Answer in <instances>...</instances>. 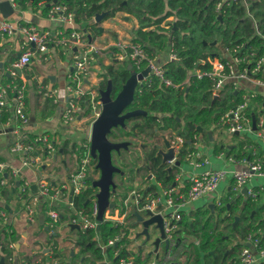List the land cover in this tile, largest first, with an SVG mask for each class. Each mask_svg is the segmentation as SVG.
I'll list each match as a JSON object with an SVG mask.
<instances>
[{"label": "built area", "instance_id": "2783aa9c", "mask_svg": "<svg viewBox=\"0 0 264 264\" xmlns=\"http://www.w3.org/2000/svg\"><path fill=\"white\" fill-rule=\"evenodd\" d=\"M8 1L14 11L19 9L18 0ZM235 3H241L244 6L246 11L244 18L251 21L255 34L263 38L262 52L249 46L248 42H239L233 46L220 44L217 53L207 58H200L190 74L199 80L209 78L213 97H220L227 83H230L234 90L241 91L242 100L226 111L220 117L218 124L225 125L228 131L233 134L250 131L257 133L259 137H264V115L255 110L248 115V109L252 107L253 99L258 95L264 97V33L260 28V20L252 11L251 0H216V12L220 15L225 14L228 8ZM39 4L46 8L48 18L64 25L65 28L55 32L44 31L35 24L23 23L22 19L11 21L2 15L0 10V37H15V40L20 37L24 38L22 55L8 65L3 72V74L9 72L10 81L7 83L0 81V122L3 121L9 104H12L13 113L6 120L7 125L12 127L11 131L14 134V142L10 149L11 152L23 156V167H29L33 170L37 178V191L32 192V182L23 176L20 167H12L9 170L8 164L4 161H0V184H7V176L21 181L19 195L21 199H25V207L29 214H34L41 198L66 200L72 207L67 223L69 226H78L79 231L87 232L91 228H97L101 222H112L116 227H121V233L107 241H103L99 231L93 236L97 247L101 248L103 254L105 253V260L109 263L112 262L110 260L112 258L115 264H174L179 261L185 262L187 254L184 253V244L187 239L182 238L180 234L184 210L191 202L214 192L229 174L235 180L238 190H242L253 178L264 177V161L257 157L253 161H249L246 168L233 171L208 168L199 174L185 175L184 170H177L174 176L175 185H164L158 178L143 184L135 183L125 196L119 195L123 193L118 191L111 192L110 201L114 202L115 206L106 208L101 221H99L100 206L97 197L89 214L75 208L74 196L87 188V179L90 176L94 177L92 171L95 164L92 163L90 139L83 146L85 154L81 155L80 165L77 169L70 172L65 178L57 180L56 184H52L46 179L44 172L48 166L41 163L44 156L53 155L57 159L59 148L52 135H31L26 129L29 122L26 110L27 83L25 76L19 71L31 62L37 52L41 54V60H48L47 53L53 47L60 48L63 54H71L73 60L67 75L66 95L61 97L56 88H49L46 84H42L41 88L59 106L62 123L67 126H74L79 122L78 116L84 111L85 105L92 106L91 115H88L87 118H93V122L103 111L100 92L93 87V84H99L102 79L98 80L100 70L98 61L102 55H108L111 62H127L136 70L135 74H139L150 67L149 74L143 80H138L137 86L143 81L150 85L152 79L157 78L167 86L178 87V84L166 77L163 66L169 61L177 62L179 58L175 50V42L171 38L168 44V60L161 62L159 54L163 55L164 52L161 50L149 52L140 41L119 38L118 40H111L105 45L93 41L87 33L78 30L75 12L61 2L47 4L43 0ZM86 80H89L90 83ZM253 114L258 115L256 130L253 129L252 125ZM11 121H14L15 125L11 126ZM197 138L192 139L194 145L197 144ZM187 141L184 137L177 135L173 144L179 149ZM193 148L190 145L186 150L191 165L201 167L203 163H209L207 158L202 161L197 160L196 151ZM174 162L175 159L171 161V163ZM72 190H74L73 195L71 194ZM262 191H264V186H261L259 190H248V197L255 200ZM136 211L144 219H149L154 215L163 217L164 236L162 237L160 234V245L156 247L153 244L154 248L149 254L144 253L141 246L135 250L134 243L131 242L132 224L137 221L134 214ZM47 212L54 223L60 222L62 218L60 209L51 207ZM5 225L9 227V231H12L7 211L0 208V230ZM126 229L128 230L127 239L130 241L129 243L122 242V238L127 232ZM259 232H262L261 229ZM255 235L256 233L248 235L251 246H245L242 249L240 253L242 264L264 262V244ZM167 241L169 247L165 248L164 253L161 254L160 246L162 243L165 246ZM125 248L128 253L124 255L123 249ZM109 249L112 251V257L106 254Z\"/></svg>", "mask_w": 264, "mask_h": 264}, {"label": "trees", "instance_id": "16d2710c", "mask_svg": "<svg viewBox=\"0 0 264 264\" xmlns=\"http://www.w3.org/2000/svg\"><path fill=\"white\" fill-rule=\"evenodd\" d=\"M18 1L21 5L31 2L35 7L43 0ZM58 2H63L75 12L76 21L81 25L79 30L82 32L90 27L94 32L99 33L98 23L92 25L87 23V20L96 13L110 10L108 15L110 17L117 11H123L138 20L137 36L133 41L142 42L149 52L156 49L164 51L170 38L175 42L179 61L166 62L163 67L166 77L179 86H167L157 78H153L150 85L145 81L139 83V90L134 93L129 105L130 111L139 113L130 117L128 121L131 123L127 122V127L119 126L108 134V137H113V141H127L122 138L135 132L143 137V134H150L155 127H158L159 131L172 128L177 130L180 136L193 140L197 134L209 133L218 124L220 117L242 100V92L238 91L236 94L232 86H226L220 97H213L209 78L199 80L191 76L190 71L195 67V63L200 58H207L217 53L220 44L233 46L239 42H248L249 46L259 52L263 50V38L255 34L251 21L244 18L246 11L241 3L233 4L228 8L227 13L221 14L222 18H219L220 14L216 12L215 7L216 0H59ZM251 2V8L260 20V28L264 33V0H251ZM215 40L217 45H212ZM111 63L108 65V77L104 76L99 85L101 88H106L108 83L112 82V96H116L123 89L132 71L127 62ZM253 102L264 107L262 95L254 98ZM251 109H248V115L251 114ZM201 128L204 129L203 132ZM244 143L242 141L238 144L239 149L235 146L229 149L226 144L218 145L216 152L220 150L237 152V157L241 158L246 156L243 152L245 144H249ZM80 149L84 155L85 149L83 147ZM95 162L96 159L92 158V163ZM157 178L164 185L173 183L172 177L165 178L160 171L157 172ZM130 185L128 190L133 187L132 184ZM98 192L99 187L94 186L88 178L87 188L73 198L75 208L89 214ZM125 193L126 190L124 194L119 195L125 196ZM17 194L18 188L14 189L13 183L0 184V195L7 201L17 197ZM243 197L244 195H240L234 200L233 197L229 198L220 208H215V211L219 210L217 215L210 207L199 208L191 215L183 214L181 224L183 223L197 236L195 241L190 240L187 244V249L184 251L187 259L185 262L179 261L181 264H239L240 253L247 245L244 241L235 242L234 232H240L244 237L256 233L255 237H259L264 244V205L258 206L256 200L248 197L245 205L240 207ZM223 213H226L224 220L221 218ZM237 215L239 219L236 222ZM230 228H234V232L230 231ZM260 229L262 232H259ZM97 231V228H91L87 232H79L77 243L80 250L77 257L80 259V264H107L101 248L97 247L93 240ZM126 231L122 242L129 243L128 230ZM99 232L103 241H107L121 233V227H116L112 222H101ZM15 239L16 234L13 229L4 234L0 241V259L2 256L6 259L12 257L11 244ZM127 253L126 248L123 249V254ZM109 256L112 257L110 254ZM110 260L115 263L113 258Z\"/></svg>", "mask_w": 264, "mask_h": 264}, {"label": "crops", "instance_id": "0c3cea01", "mask_svg": "<svg viewBox=\"0 0 264 264\" xmlns=\"http://www.w3.org/2000/svg\"><path fill=\"white\" fill-rule=\"evenodd\" d=\"M46 3L51 4L54 3V1L52 2L46 1ZM30 4L31 2H28L25 5H21V4L19 5V9L14 11V14L16 12L19 13L18 17L15 20L22 19L23 23L35 24L36 26L39 27V29L44 31L50 30L52 32H55L56 30L65 28L64 25L54 20H51L50 18H49V22H47L46 21L48 20L47 10L46 11L36 10L35 7L31 8ZM26 5H28L27 8H25ZM37 7H41L40 4L37 5ZM123 18H124L123 21L122 20L119 21V19L116 17L106 16V18L102 22L98 23V27L102 28L100 29L99 33L94 32L93 29H90V27L86 28L87 32H85V29L83 31L87 33L90 36V38L93 39V41L103 45L109 43L111 40H118L119 38H127L133 40L137 36L136 32L139 27L138 20L134 16L129 15L126 12L123 15ZM129 20L130 22H134L133 28L129 27L130 25ZM87 23L89 25H92L97 22H95V18L93 16L91 19L89 18L87 20ZM76 26L79 30V27L81 25L77 22ZM2 38L4 37H0V51H1V46L5 42L4 39ZM22 41L23 39L21 40L20 49L17 48V51H21V52L23 51ZM5 50L11 52L8 49ZM154 51H158V49ZM59 55H60L59 49L53 47L47 53L48 60H44V59L41 60L42 56L39 52H37L33 57V59L31 60V62L22 69V74L25 76L27 83L26 110H27L29 122L26 129L31 135L50 134L54 137V134L56 135V133H58L60 126L62 124L59 114V106L56 105L53 102V98L51 96H47L41 88L42 84H46L48 85L49 88H56L59 91V95L61 97H64L66 95L65 85L67 82V75L70 69L71 61H69L68 59H66L65 61H61ZM14 60H16V58L13 59L12 62ZM167 60H168V54L166 55L164 53L163 55L160 54L161 62H165ZM98 62L100 68L98 80L102 78L99 82L100 84L104 79V75L101 74V67L104 65L111 64V61H109L108 55L104 54L99 58ZM11 63H9L8 65H10ZM55 65H59V68H55ZM3 72L4 70L0 69V81L3 83H7L10 80H6V78L8 79V77L6 74H3ZM34 80L37 81L38 83L37 88L41 89L42 94L41 93L37 94L35 90L32 89L30 90V92L28 91V82ZM226 86H230V83H227ZM254 104L255 103L252 102L251 112H254L253 111L254 110L253 107L255 106ZM12 113H13V107L12 104H9V109L6 111V115L4 117L6 119H3V121L0 122V161L6 162L9 166V170L12 167L13 168L20 167L21 171L23 172V176L25 178H28L33 185L36 184V180H37L33 170L29 167H25V166L23 167L22 166L23 156L11 152L10 149L14 142V136H13L14 134L11 131L12 127H9L7 125L6 120L7 118H9V116H11ZM80 123L81 120L76 125H74V127H78ZM13 125H15V122L11 121V126ZM209 133H207L206 135H209ZM234 135L236 136L243 135L244 140L242 141H244L245 143H249L248 145L244 143L245 147L243 152L246 154V156L240 158L237 157V152H228L226 150H220L216 152L217 146L218 145L222 146L223 144L221 143L218 145L209 144L205 142L206 138L204 137V134L201 133L199 136L200 141H198L197 144L194 145L193 149L196 151L197 160L202 161L203 159L207 158L209 160V163H203L201 167H195L189 163V159L187 158V161L179 168V170H184L185 175L199 174L203 170L208 168L226 169L229 171H233V170L246 168L248 162L253 161L257 157L261 158L264 161V140H261L264 139V137H259L257 133L250 131H246ZM90 136H91V131L86 135H84L86 142L90 139ZM197 136L198 134L195 135V137ZM86 142H84V144ZM202 142L204 143L202 144ZM240 142H235L233 144H226V145L229 146V149H232L234 146L237 147ZM237 148L239 149V147ZM59 152L63 154V159L61 161L66 167V169H68L69 168L68 166L70 165L69 164L70 153L67 143L65 147L59 148ZM93 171L95 172L97 171L99 173V175L97 173L96 174L93 173L94 178H99L100 172L95 168ZM69 174H64L63 177H60L59 175L51 176L48 168L44 172L45 178L48 179L52 184H56L57 180H61ZM7 178L8 181L7 184L5 185L10 184L11 182L13 183V186L15 188L17 180L10 178L9 176H7ZM235 184H236L235 180L233 179L232 175L229 174L221 181L219 187L217 188L218 189L217 191L215 190L214 192L207 194L203 198L191 202L188 205V207L184 210L183 214L191 215V213L194 212L195 210L199 208L205 209L207 207H210L214 212L216 207L219 208L221 207L220 198L217 197L218 192L220 191L227 193L229 195V198H231L233 195L236 194L237 196L244 195L241 192L242 190H238L236 188ZM261 186H264V177L253 178L247 183L248 190H252V191L259 190ZM16 188H18L17 197L15 196L14 198H11L9 201H7L3 196L0 195V208L5 209L7 211L9 216L10 228L13 229L16 234V239L11 244L12 257L7 258L6 264H14V263L80 264V259L77 257V254L79 253L80 250V246L77 243V238L80 232L79 229L75 228L71 230V227L67 223L70 231L67 232L64 227L60 226L62 225L61 221L65 216L64 214L67 213L69 216V213L72 212V207L70 206V204L67 203L66 200L59 201V200H51L50 198H41V201L36 206V210L34 214H29L28 211L26 210L25 204H22L23 199H21L19 195V186ZM36 191L32 190V192L34 193ZM263 192L264 191H262L259 194V197L255 199L257 202H259L257 203L258 206L264 205V198L261 199L260 197ZM244 197L246 202V199L248 198V194L244 195ZM245 202H243L242 207L245 205ZM7 204L10 206V210L6 208ZM54 206L58 207V209L60 208L61 210L62 218L59 223H54L47 212L49 208ZM211 206H213V208ZM217 211L219 210H216L215 213ZM101 220H102V216H100L99 218V221ZM8 232L10 231L7 225L1 228L0 241H2L1 239H3L4 234ZM183 233H185L184 236ZM234 233H235V237H234L235 242L244 241V243L247 246H251V242L248 240V235L244 237V235H242L240 232H234ZM180 234L182 238L187 239L186 243L184 244V251H185L187 249V244L189 243V241L190 240L195 241L197 235L193 231L191 232L189 229H187L183 223L181 224ZM106 254L107 256H109V254L111 255L112 254L111 249H109L106 252ZM104 261L107 264H115L113 261L112 262L110 261V263L107 262L105 259ZM239 264L242 263L240 262ZM257 264H264V262H259Z\"/></svg>", "mask_w": 264, "mask_h": 264}, {"label": "water", "instance_id": "95a60500", "mask_svg": "<svg viewBox=\"0 0 264 264\" xmlns=\"http://www.w3.org/2000/svg\"><path fill=\"white\" fill-rule=\"evenodd\" d=\"M58 0H54L57 2ZM0 10L2 15L6 18L11 17L14 14V8L8 0L0 1ZM110 14V10H105L96 13L94 16L95 22H102L106 16ZM219 18H222V15H219ZM102 29V28H100ZM85 32L87 30L85 29ZM89 36V35H88ZM90 38V36H89ZM212 45H217V41H213ZM34 47V44L32 43ZM22 55V52L19 51L16 55V59ZM0 69L6 70L7 65L12 62L14 59L11 57V53L7 50L0 51ZM20 74L22 70L19 71ZM150 72V67H147L139 74H131L130 78L124 85L122 91L113 99L112 96V82H109L106 88H101L99 84H93V87L98 89L100 92V98L103 103V111L101 115L92 123L91 126V136H90V152L91 156L97 159L96 168L100 170V177L94 178L92 176L89 177V180L93 182L94 186L99 187V192L97 193V199L100 206V216H103L107 207H114L115 203L110 201L111 192L117 188V183L115 181V174L120 172V168L117 167L114 163L113 152H120L122 148L127 147V141H113L108 137L111 129L117 127L118 125L125 124V120L138 114L136 111H128L124 112L129 104L131 103L132 95L134 94V90L138 84V80H143ZM5 74L10 77L9 72H5ZM90 83L89 80H86ZM237 94V92H236ZM216 98V97H215ZM85 115V111L81 112L78 116V120H82ZM252 125L253 129H257V116L255 114L252 115ZM204 129L201 128V132ZM209 137L212 138V134L209 133ZM192 139L187 141L191 147H194ZM156 154L155 158L160 160L162 165L172 164L174 166L181 167L184 164L182 161V157L184 153L186 154V150L184 146L179 149L173 142L169 139L163 137V141L156 144ZM231 147V146H230ZM175 159L174 163H171L172 160ZM167 169H170L168 167ZM21 181H16V187L20 186ZM176 182H173L172 185H175ZM14 188V189H15ZM32 190H37V185H32ZM242 194H248V187L245 186L242 189ZM71 194H74V190H72ZM239 197V196H237ZM72 199V197H71ZM247 200V199H246ZM213 208V206H211ZM6 208L10 210V206L7 204ZM135 216L137 217L136 223H141L143 226V230L139 233V235L146 236L147 239H150L149 227L151 224L155 223L156 227H158L161 231L162 237L164 236L163 231V217L161 215H154L149 219H144V217L139 213L135 212ZM225 219V216L222 217ZM239 219V215L236 216V222ZM71 230L79 229L78 226H70ZM97 230H100V224L97 226ZM161 242V237H158L154 240L153 244L158 247ZM169 247L168 241L165 243V248ZM6 257L2 256L0 259V264H6ZM19 264V263H14ZM174 264H181L180 262H175Z\"/></svg>", "mask_w": 264, "mask_h": 264}, {"label": "rangeland", "instance_id": "374dc122", "mask_svg": "<svg viewBox=\"0 0 264 264\" xmlns=\"http://www.w3.org/2000/svg\"><path fill=\"white\" fill-rule=\"evenodd\" d=\"M32 5L33 4L31 3L30 4L31 8L33 7ZM27 7H28V5L25 6V8H27ZM35 8H36V10H44L43 7L35 6ZM252 11H254V10L252 9ZM124 14H125V12L118 11V13H116L112 17H116V18L119 19V21H121V20L123 21V19H124L123 15ZM18 15H19V13L16 12L12 17H10V19L12 21H15V19L18 17ZM47 19L48 20H46V21L49 22V18H47ZM83 22H85V20H83ZM129 22H130V20H129ZM133 26H134V22H130L129 27L133 28ZM2 39H4L5 42L1 46V51L5 50V49H8L9 51H12V50H17V48L20 49L21 40L24 39V38L20 37L19 40H15V37H4ZM168 46L164 50V54L165 55L168 52ZM58 49H59V52H60L59 58H60L61 61H65L66 59H68L69 61L72 62L73 58H72V56L70 54L63 55V54H61L62 50L60 48H58ZM55 68H59V65H55ZM107 71H108V65H104V66L101 67V74H103L104 76L108 77V72ZM37 85H38V83H37L36 80L29 81L28 82V91L30 92V90L32 89V90H35V92L37 94L38 93L42 94L41 89L37 88ZM256 106H254L253 109L257 108L259 114L264 115V107L261 104H256ZM84 111H85V116L81 120V123H80V125L78 127L67 126V125H64L62 123L58 133H56V135L54 134V137H55L54 139L56 141V145L58 146V148L65 147L66 143H67V146L69 147V153H70V155H69V164L70 165L68 166L69 168L66 169V167L64 166V164L61 161L63 159V154H61L59 151H58V157L59 158H57V159H55L53 155L44 156L43 162L41 164H46L48 166V170H49L51 176L59 175L60 177H63L64 174H69L70 172L74 171L75 169H77L79 167L80 159H81V155H82V152H81L80 148H82L84 146V142H86L84 135H86L87 133H89L91 131V126L90 125L93 123V118H91V119L87 118L88 115H91L92 106L91 105H85ZM209 132L212 133V138L213 139L210 138L209 135L207 136L204 133V137L206 138L205 142H207L209 144H212V145H218L220 143L221 144H233L235 142H240V141L244 140V136L243 135L236 136L233 133H230L225 125L217 124ZM207 138H209V140ZM261 140H264V139H261ZM203 143L204 142H202V144ZM125 155H126V158L130 159V157L128 156L127 153ZM118 162H119V164H124V163H121L120 160ZM93 173L94 174L97 173L99 175V173L97 171L96 172L93 171L92 174ZM128 186H131V185L128 184L127 182H125V184L122 186L123 189H126V193L125 194H127ZM217 190L218 189H216V191ZM217 197L220 198L221 206L223 205L224 202H227V200L229 199V195L227 193L223 192V191L218 192ZM232 197H233V200H234L235 197L237 198V194L233 195ZM260 197H261V199L264 198V192L261 194ZM243 202H245V197L241 200L240 207H242ZM257 203H259V202H257ZM22 204H25V199H23ZM218 213H219V211H217L215 213V215L218 214ZM225 214L226 213H223L221 215V218L223 216H225ZM64 215L65 216H64V218L61 221L62 225H60V226L64 227L67 232H70L69 228H68V225H67L69 216H68L67 213L64 214ZM224 223L226 224L227 221L224 222ZM222 225H224V224H222ZM132 227H133V232L131 234V236H132L131 242L134 243V249L137 250V249H139V246H141V248L144 251V253L149 254L154 248V245H153L154 240L156 238H158L160 236V234H161L160 229L158 227H156L155 223L151 224L150 227H149L150 239H147L146 236L139 235V233L143 230V226H142L141 223H134V224H132ZM234 230H235L234 228H230V231L234 232ZM184 235H185V233H183V236ZM160 247H161V254H163L164 253V249H165L164 243H162V245ZM174 249H173V251H174ZM185 259H187V256L185 257Z\"/></svg>", "mask_w": 264, "mask_h": 264}, {"label": "flooded vegetation", "instance_id": "af4514ba", "mask_svg": "<svg viewBox=\"0 0 264 264\" xmlns=\"http://www.w3.org/2000/svg\"><path fill=\"white\" fill-rule=\"evenodd\" d=\"M18 52L19 51L17 50L16 51L12 50L10 52L11 57L15 59ZM128 65H129V68H131V71H132L131 74L135 73L136 70L130 64ZM137 89H138V86H136L134 93L137 91ZM116 96H113V99H115ZM133 97H134V94L132 95L131 102L133 100ZM128 111H130L129 106L124 112L126 113ZM129 119L130 118L125 120V124L118 125L117 127L119 126L127 127V122L131 123V121H128ZM117 127L112 128L111 131L115 130ZM150 132L151 133L148 135L143 134V137H140L138 132H135L134 134L128 137L122 138V139L127 140L128 142L127 148L126 147L122 148L119 153L116 151L113 152V159H114V162L116 163L115 165L120 168V172L116 173L117 176L115 174V180L117 183V188L115 189V191L124 193L126 189H123L122 186L125 184V182H127L128 184H132V185H134L135 183L143 184V183L149 182L152 179L157 178V172L159 171L164 174L165 178L172 177V181L174 182L175 172L179 170L180 167L174 166L172 164L162 165L160 160L159 159L157 160L155 158V154L157 150L155 146L159 142L163 141V137L173 142L175 137L179 135V132L172 128H169L164 131H159L158 127H155L154 130ZM199 136L200 134L197 136L198 137L197 142L200 141ZM109 138L111 140H114L113 137H109ZM185 140L187 139L185 138ZM189 147L190 145L188 143L184 144L185 150H187ZM126 153L130 157V159L126 158V155H125ZM119 160L121 162H124V164H118ZM182 161H184V163L187 161V154L184 153L182 157ZM94 164H95L94 168L97 169L96 168L97 159ZM168 167H170V169H167ZM160 169L164 171H161ZM97 170L100 172L99 169Z\"/></svg>", "mask_w": 264, "mask_h": 264}]
</instances>
